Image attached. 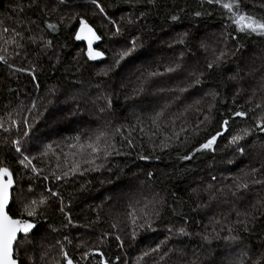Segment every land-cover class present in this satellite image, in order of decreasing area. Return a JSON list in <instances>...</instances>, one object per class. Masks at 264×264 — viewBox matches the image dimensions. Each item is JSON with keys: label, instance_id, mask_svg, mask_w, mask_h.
Returning a JSON list of instances; mask_svg holds the SVG:
<instances>
[{"label": "trees", "instance_id": "obj_1", "mask_svg": "<svg viewBox=\"0 0 264 264\" xmlns=\"http://www.w3.org/2000/svg\"><path fill=\"white\" fill-rule=\"evenodd\" d=\"M100 2L109 16L117 20L122 15L138 16L141 11L145 13V16L140 18L136 24L123 25L121 39L119 42L110 43V52L105 48L109 42L100 23L101 19L93 15L94 8L90 7L89 0H66V6L75 8L57 9L58 16L54 15L48 6L44 11H41V7L45 4L40 0L35 7L31 8V13L25 12V15L28 19L36 21L35 24L40 30L45 29L44 35L47 39L52 40L53 47L47 52H43L39 48L30 46L27 58H23V53L20 57H13L11 53V56L17 59L15 65L24 68L35 67L37 80L33 81L29 74L12 72L11 68L0 64V116L9 109L13 111L21 108L23 109L20 112L21 116H30L27 109L31 108L32 102L36 99L38 109L31 116L59 115L65 116L67 120L66 127L60 129L58 133H49L46 132L47 128L36 126L34 138L30 141L31 153L33 155L36 153L41 142L52 143L56 137L55 134L61 135L59 138V142H61L65 138L86 133L97 127L102 117L110 119L112 116H117L120 123L121 121L128 123L129 116H131L129 110L138 116H145L159 111L167 105L166 116H179L178 122L169 123V133L171 129L179 132L182 127H187L191 132V129L203 119L201 113L207 111L209 103L215 104L212 110V115L215 118L211 123L205 122L201 125L199 135L190 136L189 143L181 144L179 140H176V144L163 150L158 146L152 148L146 141L141 142L142 136L140 135L125 134L124 137L133 139L136 144V148L132 150L124 146L122 138L118 137L116 138L117 147L122 152L131 154L114 155L109 158L104 169L88 172L83 176L76 175L70 178L68 183L51 182V178L43 180L42 176H37L31 181L36 194L39 195L43 192L45 186L60 192L65 204L69 205L66 211H69L73 224L67 228L63 227L67 221L59 211V201L53 198L49 201L47 208L41 209L42 214L36 220L37 229L31 236V242L25 245L32 247L47 233V237L52 241L60 240L69 255L73 256L80 264H97L98 256L96 255H90L86 261L81 259L83 252H92L97 248L104 253L111 264H129L124 256L133 249L126 242L115 239L116 235L113 234H115L116 228L113 229L111 226L113 223H116L117 227L123 226L127 211L116 216L110 215L109 212L114 209L112 199L118 196L121 190L131 183L135 185L142 183L140 184L142 187L155 191V194L158 193V197L163 200V203L158 206L160 216L154 218L152 228L163 230L172 224H175L177 229L183 227L188 235L181 237L178 243L195 249L200 255L210 250L218 253L222 244L209 247L200 239V236L205 235L209 230L210 220L204 218L201 213L202 202L193 194L191 184L197 176L208 170L210 165L217 161H223L229 148L228 138L236 130L251 125L249 117L230 120L229 131L218 137L214 151L196 153L191 160L187 161L181 160L179 157L188 154L194 145L203 143L210 135L220 130L219 125L222 119L228 118L233 110L247 111L245 107L249 105L247 103L248 96H244L242 90L237 88L229 78L240 76L247 67L245 62L252 55L260 53L264 57V38L241 36L237 41L226 40L225 33L230 30L225 28V20L220 15L221 10L217 6L208 5L203 0H156L154 5H148L144 0H141L134 6L123 3V0H100ZM11 3L10 0H0V18L6 15V7ZM245 5L255 15L264 14V6H262L264 0H245ZM196 11L210 14L196 17L193 15ZM75 13H87L90 23L94 24L98 34L102 36L103 43L98 49L105 53L106 58L103 62L87 60L83 54L86 51V45L75 41L76 21L70 20V17ZM173 14L179 16L175 22L170 19ZM61 19H63V23H60ZM44 20L58 24L59 30L50 32L46 29ZM184 32L189 35L185 39V44H178V47L184 52L186 60L181 61L182 67L178 71L180 73L178 76L185 74L186 69L189 71V77L193 79L195 77L190 73L197 75L203 73L200 76L201 83L187 88L184 95L181 94L177 97L176 99L179 100H174L180 101L177 105L165 100L167 98L163 94L169 90L168 88L160 89L161 92H153L154 101L150 104L151 110L143 113L142 110L149 106L147 99L150 98L145 92L144 84L139 79L150 71L164 70L170 63L177 60L174 51L170 49L168 38L171 34L179 38ZM218 32L222 33L221 39L214 35ZM211 35L212 37H210ZM134 37L140 38L137 41L138 50L130 58L134 59V63H121L107 76L98 75L114 63V52L127 46ZM207 37L210 40H207ZM225 40L230 51L227 62L209 71L207 63L213 58L211 49L219 50V45ZM202 41L209 45L208 51L200 47ZM238 44L240 47H237ZM255 49H259V51L255 52ZM11 61L9 58V62ZM237 89H239L238 94ZM258 91L263 92L261 86H257L253 95ZM209 92L217 93L215 101L206 95ZM98 96L112 98L111 107L106 108L103 113H100L98 109L105 106V101L97 99ZM196 101H200V103L196 104ZM44 111L46 114H43ZM181 113H183L182 116ZM13 116H16L15 111H13ZM133 126L134 120L132 119L131 127ZM2 135L8 134L2 133ZM254 135L262 137L264 133L256 130ZM11 138H19L15 130L11 134ZM183 138L184 134L181 133V139ZM53 150L59 152V149L54 148ZM140 155L149 158L141 160L139 159ZM0 158L14 173L20 171L19 165L16 163V154L10 143L5 145L0 143ZM69 162H71V157H69ZM35 163L44 169V175L50 176L56 159L41 157ZM149 172L152 173L151 178L148 176ZM21 183L26 189L29 181L24 178ZM232 190L233 187L229 186L225 192L230 194ZM205 194L204 192L202 198ZM105 197H107V201L104 200ZM126 198L128 204L132 202L128 197ZM261 198L263 199L259 203L248 201L250 207L246 208L250 212L256 213V219L248 224V231H244L243 225L237 223L238 218L232 207L239 210L238 202L224 200L226 205H230L221 211L219 220V229L236 227L233 232L225 231L224 234L238 236L241 245L252 248L254 260L264 256V195ZM225 215L230 218V222L228 225H221ZM53 228L57 231H52ZM105 233L108 235L105 236ZM64 236H68L72 243L68 244L67 241H64ZM192 236L193 238H191ZM157 239V244L164 242ZM80 241H86V244L78 249L77 244ZM136 247L137 250L139 248L146 249L148 245L146 242H141ZM164 251L166 250H162V253ZM167 252L168 256L164 259H168V264H218L216 260L207 259L204 256L193 259L180 258L175 261L174 257L170 256L169 248ZM117 256L120 257L119 260L116 259ZM22 261L23 264H28L25 260Z\"/></svg>", "mask_w": 264, "mask_h": 264}, {"label": "snow or ice", "instance_id": "obj_2", "mask_svg": "<svg viewBox=\"0 0 264 264\" xmlns=\"http://www.w3.org/2000/svg\"><path fill=\"white\" fill-rule=\"evenodd\" d=\"M48 2L51 3L52 0H48ZM57 2L59 5H64L66 0H57ZM89 2L96 10L93 12V15H100L104 21L112 26L113 36L121 35L124 30V24L134 25L140 18L145 16V13L141 11L138 16L126 14L122 15L119 20H117L109 16L105 7H102L100 0H89ZM140 2L141 0H123V3L129 4L130 6H134ZM144 2L148 5H154L156 0H144ZM203 2H206L208 5L217 6L221 10L220 15L221 18L225 20V28L230 30L225 33L226 40L231 39L237 41L241 36H256L264 38V14H253L247 9L245 0H203ZM37 4L38 0H29L27 3L20 0V2L12 8V12L17 14L16 19L12 20V17L7 18L8 20H12V23L15 26H6L5 21L0 20V40L3 42L0 44V64H4L9 68L14 67L13 64L9 62V56L7 55L9 46L12 48L13 57H20L23 53V58H27L28 48L30 46L39 48L43 52H47L48 49L53 47L52 40L47 39L44 35L45 29H41L38 33L33 32L28 25L35 24L36 21L28 19L26 23L20 16V14H23L26 9H31ZM46 7V4L42 6L41 11H44ZM51 11L55 12L56 7H52ZM202 14L209 15L210 13H202L201 11L193 13L196 17H200ZM170 19L175 22L179 19V16L173 14L170 16ZM70 20L76 21V27L74 28L75 41L86 43V51H84L83 54L87 57V60L96 61L103 58L105 53L98 50V47H94V44L102 39V36L98 34V30L94 24L90 23L87 18V13H75L70 17ZM43 23L45 24L46 29L50 32H57L59 30V25L56 23H50L48 20H44ZM60 23H63V19H61ZM188 35L187 32L182 33L175 43L184 45L185 39ZM139 39V37H134L128 42L127 46L115 51L114 63L103 70L102 73H98V75L102 74L107 76L109 72L113 71L116 67H119L122 61L132 56L137 51V41ZM200 47L205 51L209 50V45L203 41L201 42ZM237 47H240V45L238 44ZM211 52L213 58L207 63V69L209 71L226 63L227 58L230 55V51L226 46L219 50L212 48ZM183 57L184 52L182 51L177 60L165 67L163 72L150 71L147 73V77L154 78L162 76L165 73L171 74L180 71ZM14 71L21 73L27 72L32 77L33 81L37 80L35 67H17ZM190 75L195 77L193 80L195 85L201 83L200 76L203 75V73H200L199 75L196 73H190ZM236 78V76H232L229 79L236 80ZM36 86L38 87V84ZM260 86L264 89V77L261 78ZM97 87L99 88V85H97ZM186 90L187 89L185 88L180 89L181 92ZM238 93L239 89H237V94ZM206 95L209 96L212 101H215L217 93L209 92ZM97 99H103L105 101V106L99 107L98 109L100 113L105 112L106 108L111 107L112 101L107 96H98ZM199 103L200 101H196V104ZM249 103H251V98H249ZM167 107L168 106L166 105L159 111H154L148 117L151 125L155 126L157 129V131L152 132V136H157L159 134V136L162 137L159 145H157L161 150L171 147L173 139L179 140L181 144L189 143L190 136L194 137L199 135L201 125L205 122L211 123L215 118L212 115V110L215 107V104L209 103L207 111L201 113L203 119L191 129V132H189L187 127H182L179 132L173 131L172 135L168 136L165 135L163 131H160V124L166 117ZM262 107H264V105L256 103L254 108L250 107L248 111L233 110L228 118L222 119L219 125L220 130L216 131L215 134L210 135L203 143L194 145L188 154L180 156L179 159L187 161L191 160L196 153L209 150L214 151V145L216 144L218 137L223 136L225 132L229 131L230 120H233L234 118H248L249 113H254L256 109ZM36 109L37 104L34 100L31 108L27 109V111L31 113ZM13 111H15L16 117L18 118L13 117ZM13 111L5 113L7 119L0 117V133L8 134L3 137L2 142L4 144L10 143L11 148L14 149V153L17 157L16 163L20 168L19 172L14 173L10 167L4 164L3 159L0 158V264H23L20 256L24 245L31 242V236L37 226L36 220L42 214L41 209L47 208L51 199L55 198L59 201V211L64 215L67 221L63 227L67 228L73 224L69 211H66V208H68L69 205L65 204L60 192L54 191L52 188L45 186L44 191L37 195L31 181L37 176H42L43 180H50L51 178V182L63 181L64 183H68L70 178L75 177L76 175L83 176L88 172H97L104 169L109 158L114 155L131 154L130 152H122L121 149L117 147L116 135L120 134L122 136V127H116L110 132V122H108L103 126H98L96 129L91 130L89 133H80L74 137L65 138L61 142H41V146L33 155L30 151V141L34 138L35 119L30 122L28 116H21L20 112L23 111L22 108ZM185 111H187V109H185ZM180 115L182 116L183 113ZM252 118L255 120V129H252L251 127L242 128L228 138V146H235V150L241 154L245 152V148L241 144V141H244L251 136L253 131L258 130L259 132L264 133V112ZM137 119L138 122H140L139 118ZM177 119H179V116ZM172 124H175V120L172 121ZM165 129H167V126H165ZM14 130L19 138H11V134ZM133 130H135L134 126ZM140 131L143 132L144 129L141 128ZM181 133L184 134L183 139H181ZM122 141L124 146L129 149L134 150L136 148L133 139L122 136ZM54 148L59 149V152L54 151ZM41 157L56 159V164L51 171L50 176L44 175V169L38 167L35 163V161L40 160ZM69 157H71V162H69ZM148 158V156L144 155L139 156V159L141 160H146ZM61 161H63V163H61ZM257 171L258 169L256 168L251 169V173L253 174V179L251 181L252 184L264 183V180L255 178V173ZM148 176L151 178L152 173L149 172ZM24 178H27L29 181L26 189L21 183ZM213 180H215V177H213ZM81 187L83 188V185ZM208 187L211 188L212 185H209ZM236 188L237 191L232 192L231 195L237 197L239 193V197L242 198L244 193L249 189V182L241 181L236 184ZM217 191L222 192L223 190L219 189ZM158 196V193L153 194L152 197L147 199L142 205L140 200L129 203L125 216L131 225L132 239L136 238L138 230H153L152 225L154 218H159L160 216L158 205L163 203L162 199L157 198ZM210 198L215 199V194ZM253 208H255V206H253ZM236 215L238 218L237 223L243 225L244 231H248V224L256 219V213L250 212L247 208L243 211L237 210ZM240 217H243V219H240ZM111 226L113 229L117 228L116 223H113ZM52 231L57 230L53 228ZM169 231L172 230L169 229ZM176 231L181 235H188L183 227H180ZM228 231L232 232L233 229L229 228ZM104 235L107 236L108 234L105 233ZM63 239L64 241H67L68 244L72 243L68 236H64ZM115 239L121 241L119 235H116ZM202 239L207 241L208 236L204 235ZM224 239L235 241L238 240L239 237L225 236ZM56 244L59 245V255L62 258V261L53 258L52 264H62V262L63 264H80V262L73 256L69 255L65 250L64 244L60 240H57ZM85 244L86 241H80L77 244V248L79 249ZM161 251V245L157 244L155 247H150L144 251L138 260L144 261L145 264H147V260L150 257ZM45 255H47V253H45ZM90 255L98 256L97 264H111V261L108 260L104 253L98 248L92 252H83L81 254V259L86 261L89 259ZM166 256H168V252L164 251L160 256V260H164ZM116 259L119 260L120 257L117 256ZM233 264H243V262L236 261L233 262ZM252 264H264V256L256 258Z\"/></svg>", "mask_w": 264, "mask_h": 264}, {"label": "rangeland", "instance_id": "obj_3", "mask_svg": "<svg viewBox=\"0 0 264 264\" xmlns=\"http://www.w3.org/2000/svg\"><path fill=\"white\" fill-rule=\"evenodd\" d=\"M12 1L11 4L7 5V13L4 17L0 18V20L5 21L6 26H15L12 23V20L16 19L17 14L12 12V8L16 6L20 0H10ZM46 4L50 11L52 7H56V10H62L63 8H69L73 9L75 7H68L65 4L59 5L57 0H52L51 3L48 2V0H41ZM24 3L29 2V0H23ZM40 2V0H38ZM91 8H94V6L90 5ZM31 9H26L25 12L30 14ZM67 11V10H66ZM96 11L93 9V12ZM25 12L23 14H20L21 18L25 20L27 23L28 18L25 15ZM54 15L58 16V11ZM98 18L101 19L100 23L103 26V30L105 33V37L108 40L109 44H106V50L110 52V43L112 42H119L121 39V35L119 36H113L112 32V26L108 24L106 21L102 19L100 15H96ZM8 17H12V20H8ZM66 19L65 17L63 18ZM28 27L31 28L33 32H39L40 28L37 24H30ZM219 39H221V32H218L217 34H214ZM212 37V35L210 36ZM178 39V37H175L173 34H171L168 38L169 45H171L170 49L174 51L176 58L179 57V54L182 52V50L179 49L178 43H175V41ZM207 40H210L209 37L206 38ZM167 40V41H168ZM2 40H0V44H2ZM119 44V43H118ZM227 43L222 42V44L219 45L220 48L227 47ZM139 47V46H138ZM137 47V50H138ZM158 49V48H157ZM156 49V50H157ZM255 52H258L259 49H255ZM12 48L9 46V50L7 55L12 60L10 63L13 64L12 72H15L14 69L19 67L15 65L14 63H17V59L13 58L11 56ZM136 53V52H135ZM135 53L132 55L134 56ZM160 53V51H159ZM132 56L126 58L121 63L125 64H133L134 59H130ZM183 60H186V57H183ZM247 67L244 69L243 73L241 72L240 76H236V80H231L232 83L242 90V93L244 96H248L247 103L249 104L248 107H245V109L248 111V109L254 108L256 103H261L264 105V89H262L263 92L258 91L253 95V92L256 90L257 86L261 85V78L264 77V57L260 55V53H256L251 56V58L245 62ZM108 68V67H106ZM105 68V69H106ZM189 68V67H186ZM104 69V70H105ZM159 72H163V70H159ZM17 73V72H15ZM21 73V72H18ZM129 73V72H128ZM22 74H28L27 72H24ZM180 73H165L162 76H157L154 78H148L147 75L140 78L141 82L144 84L145 92L147 96L150 99L148 100L149 106L145 107L144 110H142L143 113H147L149 110H151L150 104L154 101L153 98V92H161L159 91L162 88H168L169 90L164 92V97L166 101L170 102L171 104L177 105L180 101H174L179 100L176 99L181 94H185L186 91L181 92V88H192L194 86L193 78L189 77V71L186 69L185 74L178 76ZM163 92V91H162ZM168 92V93H167ZM108 98L112 99L111 97L107 96ZM260 97V98H259ZM181 98V97H180ZM249 98H251V103H249ZM48 101V100H47ZM35 102L37 104L38 109V101L35 99ZM49 102V101H48ZM142 107V106H141ZM143 108V107H142ZM36 109V110H37ZM36 110H33L31 113H29L30 116H28L29 121L31 122L33 119H35V128L36 126H42L46 129V132L49 133H58L60 129H63L67 125V120L65 119V116H31ZM10 111L7 110L4 112V114L0 117H4V119H7V116H5V113ZM262 112H264V107L260 109H256L254 113H249V119L251 125H248L244 128L251 127L252 129H255V120L252 118L254 116L260 115ZM129 113L131 116H129L130 121L128 123H124L121 121V123L118 121L119 119L116 118L117 116H112L110 119L108 117H102L99 120L98 126H103L110 122L109 131H113L116 127H122L123 132L122 136L125 134L132 135H140L142 136V141H146L150 144L152 148L157 147L160 143V139H162L159 134L157 136H152V132L157 131L156 127L151 125L148 117L151 114H146L145 116H138L135 112L132 110H129ZM42 114V113H41ZM43 114H46V111H44ZM14 118H18L16 116H13ZM178 116H166L165 119L160 124V131H163L165 135L170 136L169 134H172L174 129H171V132L169 133V123H171L173 120H175V123L178 122L179 119H177ZM70 118V117H69ZM139 121L138 122V119ZM132 119L134 120V129L131 127L132 125ZM97 126V127H98ZM165 126H167V129H165ZM97 127L91 129L94 130ZM143 128L144 131L141 132L140 129ZM91 130L87 131L86 133H89ZM239 130V129H238ZM237 131V130H236ZM235 131V132H236ZM39 132V131H37ZM234 132V133H235ZM132 133V134H131ZM37 136V133L35 134ZM56 137L53 140V142H59L60 141V134H55ZM120 134L116 135V138L121 137ZM3 135L0 133V143L5 145L3 141ZM172 145L176 144V140L173 139L171 142ZM241 144L245 148V152L243 154L237 152L235 150V146H228V150L226 153V156L224 157L223 161H217L210 165L208 170H205L204 173L197 176L191 184V188L193 191V194L202 202V207H200V211L203 214L204 218H208L209 221V230L206 232L205 235L208 236V240L205 241L202 239L204 235L200 236L201 241L209 246L213 247L215 244L219 245L222 244L221 250L218 251V253H215L213 250L208 251L205 254H201L199 252H196L195 249L185 246L183 243H178V240L181 239L184 235L179 234L176 230L177 227L175 224H172L169 226V228L158 230H138L137 235L135 239H132L131 236V225L125 219V223L123 226H119L116 228L115 235H119L121 237V241L126 242L131 246L133 249L132 251L128 252L126 256V261L129 262V264H145L144 261H139L138 258L141 256V254L146 251L150 247H155L157 245L158 239L163 240L164 242L161 243V249L162 250H168L170 252V256L174 257V260H178L180 258H196L200 256L207 257V259H213L218 262V264H233V262L236 261H242L243 264H252L254 261V256L252 252V248L246 245H241L238 240H225V236H234L232 234L225 235L224 232L228 231L229 228L233 229V231L236 229V227H227L226 229H219V220L221 218V211L228 205H226V202L224 200H231L238 202L240 205H238L239 211H243L246 207H250L248 204V201H253L255 203H259L263 198L261 196L264 195V183L262 184H252L251 181L253 179V174L251 173V169L256 168L258 171L255 173V178L264 180V135L262 137H257V135L253 134L246 138L244 141H241ZM213 177H215L216 180H213ZM246 181L249 182V189L244 193V196L242 198L239 197V193L237 197H233L231 195L232 192H236V184ZM140 184H134L131 183L127 185V187L123 190H121L114 199H112V207L114 208L109 213L112 216H116L117 214H121L122 212H126L128 210V197L130 201L134 202L136 200L141 201V205L146 202L147 199H150L153 194H155V191L151 190L150 188H144ZM139 185V187H138ZM212 185L211 188L208 186ZM233 187V190L229 193H226L225 190L228 187ZM222 189V192H219L217 190ZM205 194L204 198L203 194ZM215 194V199H211L212 195ZM123 196V197H122ZM126 196V197H124ZM121 197V198H120ZM160 199V197H157ZM105 201H107V197L104 198ZM123 204V205H121ZM159 206V205H158ZM151 207V206H150ZM233 210H235V213L237 211L236 208L232 207ZM119 210V212H118ZM230 222V218L225 215L223 216V221L221 225H228ZM220 225V226H221ZM171 229L172 231H169ZM232 231V232H233ZM155 235V236H154ZM193 238V236L191 237ZM55 241H52L50 238L47 237V233L44 234L40 240L35 243L32 247L30 245H24V248L21 252V259L25 260L28 264H52L53 258L57 260H61L62 258L59 255V245L56 244ZM141 242H146L148 247L146 249L139 248L137 250V245ZM176 247V248H175ZM47 253V255H45ZM162 255V251L154 254L152 257H150L147 260V264H168L167 260L164 259L160 261V256ZM159 261H157V260ZM175 260V261H176ZM63 264V262H62Z\"/></svg>", "mask_w": 264, "mask_h": 264}, {"label": "water", "instance_id": "obj_4", "mask_svg": "<svg viewBox=\"0 0 264 264\" xmlns=\"http://www.w3.org/2000/svg\"><path fill=\"white\" fill-rule=\"evenodd\" d=\"M79 43H82V44H85L86 45V43L85 42H80V41H78ZM102 43H103V41H102V39L100 40V41H98V42H96V44H94V47H98L99 48V46L100 45H102ZM99 50V49H98ZM101 51V50H100ZM105 55H104V57L103 58H101V59H99V60H96L97 62H103L104 60H105ZM37 229V226H36V228L34 229V231ZM33 231V232H34Z\"/></svg>", "mask_w": 264, "mask_h": 264}]
</instances>
